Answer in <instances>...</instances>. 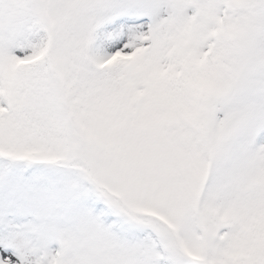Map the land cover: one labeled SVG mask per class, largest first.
Masks as SVG:
<instances>
[{
  "label": "snow or ice",
  "instance_id": "snow-or-ice-1",
  "mask_svg": "<svg viewBox=\"0 0 264 264\" xmlns=\"http://www.w3.org/2000/svg\"><path fill=\"white\" fill-rule=\"evenodd\" d=\"M0 264H264V0H0Z\"/></svg>",
  "mask_w": 264,
  "mask_h": 264
}]
</instances>
